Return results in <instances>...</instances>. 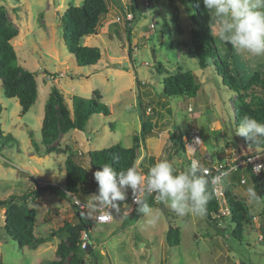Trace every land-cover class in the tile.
<instances>
[{
	"label": "rangeland",
	"instance_id": "1",
	"mask_svg": "<svg viewBox=\"0 0 264 264\" xmlns=\"http://www.w3.org/2000/svg\"><path fill=\"white\" fill-rule=\"evenodd\" d=\"M83 2L0 0V6L7 7L9 18L20 30L12 41L19 61L35 72L39 89L36 103L22 114L18 99L5 96L0 80V130L14 136V140L8 138L0 154V197L23 194L34 187L36 179L41 184L65 185L67 154L39 155L32 142L34 139L43 146L41 129L45 107L55 85L64 93L70 107L73 96L90 98L96 90L110 107L109 116L96 114L84 131L71 130L60 138L61 148L77 152L78 161L89 169L90 151L116 143L125 147L134 145L135 136L142 132V105L150 113L157 135L144 143L141 140L136 162L141 174L140 164L145 157L149 167L153 166L149 158L154 157L155 163L169 162L174 174H178L187 170L193 158L205 166L229 155L233 157L235 149H253L243 143L242 136L235 135L238 127L235 91L225 84L214 61L202 68L192 54L191 31L198 28L200 20L189 0H122L124 10L111 3V11L102 19L98 33L85 40L86 45L100 47L102 51V59L95 66H79L63 35L64 12L69 6H81ZM215 30L214 21L213 35ZM215 41L219 56L237 78L246 82L255 71L264 70V57L244 59L227 42L216 37ZM125 62L128 64L119 67ZM159 64L169 73L178 67L192 71L201 84L198 94L191 98L164 96V75L156 71ZM258 91L264 96L260 88ZM220 119L221 127H217ZM173 142L178 148L170 156ZM189 146L195 148L194 156L187 150ZM231 186L237 201L259 212L263 204L250 205L247 200L246 189L253 187L251 178L247 185L232 181ZM97 189L94 186L86 195L75 194L85 209L76 203L75 207L72 198L62 200L51 192H44L40 199L30 203L37 211L36 235H48L65 221L75 220V213L81 209L84 216L94 220L89 236L86 233L83 236L92 246L90 251H95L96 264H264V245L258 242L256 229L246 224L242 239H238L230 228L219 231L209 223L206 213L180 216L168 204L149 196L147 203L152 215L157 217L153 224L149 222L150 216L137 213V207L128 213L125 205L132 207L131 188L126 189L124 201L116 202L120 210L113 209V222L99 224L96 221L99 211L88 207L90 196ZM162 205L168 209L166 213ZM4 222V210H0V264H48L47 261L59 257V238H52L35 250L21 248L7 234ZM220 224L225 228L226 222ZM170 226L181 229V243L175 247L166 241ZM87 264H92L89 256Z\"/></svg>",
	"mask_w": 264,
	"mask_h": 264
},
{
	"label": "trees",
	"instance_id": "2",
	"mask_svg": "<svg viewBox=\"0 0 264 264\" xmlns=\"http://www.w3.org/2000/svg\"><path fill=\"white\" fill-rule=\"evenodd\" d=\"M189 1L194 6L200 20L198 28L191 31L192 54L198 58L202 68H207L211 61H214L218 72L223 76L225 84L235 91L236 126H239L240 121L246 115L264 124V96L258 91L260 88L264 92V70L255 71L253 76L246 82L237 78V75L232 73V69L219 56L215 37L212 33L214 20L211 13L206 9L202 0ZM111 3L120 9H125L122 0H84L81 6H69L64 12L62 16L64 39L69 52L75 56L79 66H95L102 59L100 47L88 46L85 44V40L98 33L99 27L102 25V19L111 11ZM138 14L139 12H137ZM128 31L130 41V29ZM19 32V28L9 18L7 7L1 5L0 80L5 96L17 98L22 108V114H25L36 103L39 89L35 72L26 69L20 63L17 50L12 43ZM156 71L164 75L162 93L166 97L191 98L195 97L200 90L201 84L197 76L190 70L178 67L174 73H169L162 67V64H159ZM138 82L141 84L140 81ZM102 98L103 96L99 90L94 91L90 98L75 95L72 97V107H70L61 89L56 85L53 86L46 103L41 129V143L43 146L41 148L34 139L32 142L36 148V153L39 155L53 152L67 154L65 185L61 187L53 183L41 184L36 179L34 187L23 194H12L7 198L0 197V210H4L5 217L4 228L21 248L28 247L35 250L52 238L60 239L57 246L59 257L47 261L48 264H87L88 256L92 264H96L95 251L94 249L92 251L87 250L84 247V243H88V241L83 236L84 233L89 236L94 220L84 216L80 209L75 213V220L65 221L58 228H53L48 235L38 236L35 233L37 211L30 206V203L40 199L43 193L48 191L62 200L72 198L76 207L75 200H78V198L74 197L75 194L86 195L92 190V187L96 186L98 188L93 175L95 171L101 170V166L105 163L110 164L116 172L125 171L133 165L136 166L141 140L144 143L147 139L157 135L155 123L150 118V113H147V109H144L142 105V132L140 135L135 136L134 145L125 147L120 143H116L103 149L90 151L91 168L83 166L77 159V152H73L71 148H61L60 138L71 130L84 131L91 117L96 114L109 116L111 114L110 107L102 101ZM31 136H33V132H31ZM8 138L14 140L12 134L5 135L0 130V154L3 152ZM242 140L246 146L254 149H264V142L252 143L244 137ZM177 148L178 145L175 144L170 156ZM182 148L185 149V146ZM147 159L145 157V161L141 162L146 174L151 168L145 164ZM149 159L154 165L155 158L150 157ZM215 164L216 162L211 161V164L207 163L203 168L214 167ZM239 179L240 173H235L231 177V181L238 182ZM251 180L253 187L259 191L260 197L264 198V187L260 183L261 179L252 175ZM208 190L213 193L210 184ZM227 194L232 215L223 219V222H226L225 228L218 221L212 220V213L217 211L219 207L214 194L206 205V218L219 231L230 228L234 237L242 239L245 225L251 221L255 211H252L246 203L236 200L231 185L227 188ZM166 241L171 247L180 245L181 229L170 226L166 232Z\"/></svg>",
	"mask_w": 264,
	"mask_h": 264
},
{
	"label": "clouds",
	"instance_id": "3",
	"mask_svg": "<svg viewBox=\"0 0 264 264\" xmlns=\"http://www.w3.org/2000/svg\"><path fill=\"white\" fill-rule=\"evenodd\" d=\"M216 24L214 36L232 46L234 52L244 59L264 57V0H202ZM235 135L242 136L252 143L264 142V124L251 116H244L235 127ZM197 143L199 140H195ZM193 156L195 148L187 149ZM264 169L256 165L254 172ZM205 169L198 159L193 158L186 171L174 174V169L166 160L155 163L147 176L141 174L135 165L125 171L116 172L110 164H103L101 170L94 172L98 184L97 193L90 196L92 211L107 209L120 210L117 201H124L126 189H132L133 203L139 214L150 216V223H155L156 216L147 199L155 193V199L166 203L180 216L186 214L203 215L206 205L212 198L209 184L214 190L227 185L229 171H221L209 180L203 175ZM250 205L264 204L255 187L246 189ZM127 206L128 213L132 211ZM103 218V217H101Z\"/></svg>",
	"mask_w": 264,
	"mask_h": 264
},
{
	"label": "built area",
	"instance_id": "4",
	"mask_svg": "<svg viewBox=\"0 0 264 264\" xmlns=\"http://www.w3.org/2000/svg\"><path fill=\"white\" fill-rule=\"evenodd\" d=\"M132 16V14L129 15L130 18H132ZM232 153L233 157L229 155L225 159H222V161L218 160L214 167H204L205 171L203 175L207 176L210 180L212 177L218 175L221 171H229L231 169L227 177V185L223 188L216 190L212 188L213 194L219 204L218 210L212 213V220L218 221V223L223 222L224 218H229L232 215V209L227 194V188L231 185V177L235 173H240V179L238 183L241 186L247 185L252 175L261 179V184H263L264 182V169H261L258 173L254 172V168L256 165H264V149L253 148L246 150L244 148H241L233 150ZM140 168L143 170L142 174L146 177L147 174L145 173L142 164H140ZM155 195L156 194L153 193L151 196ZM130 200L132 206L134 207L136 204L133 203L132 189L130 194ZM75 203L79 207L85 209V206L81 203L80 200L76 199ZM109 211L110 214L107 212V209L100 210L96 214V221L104 224H109L113 222V209H110ZM246 224L250 229L257 230L258 242L264 245V204L263 206H261L259 212H255V215L252 217L251 221ZM87 245L88 243L85 242L84 247H86Z\"/></svg>",
	"mask_w": 264,
	"mask_h": 264
},
{
	"label": "water",
	"instance_id": "5",
	"mask_svg": "<svg viewBox=\"0 0 264 264\" xmlns=\"http://www.w3.org/2000/svg\"><path fill=\"white\" fill-rule=\"evenodd\" d=\"M229 46H230V49H233L230 44H229ZM154 59L156 60V56H154ZM127 64H128V62H125L124 64L121 63V64H119V67H122V65H127ZM161 208H162L163 211H165V213L168 211V209H166L163 205L161 206ZM86 248H87V250H91L92 246L90 244H88L86 246Z\"/></svg>",
	"mask_w": 264,
	"mask_h": 264
},
{
	"label": "crops",
	"instance_id": "6",
	"mask_svg": "<svg viewBox=\"0 0 264 264\" xmlns=\"http://www.w3.org/2000/svg\"><path fill=\"white\" fill-rule=\"evenodd\" d=\"M138 9H139V8H137V11H138ZM220 122H221V119H220ZM221 124H222V122H221L217 127H221ZM143 161H145V158H143ZM143 161H142V162H143ZM145 164H146V162H145ZM146 165H147V164H146ZM143 169H144V168H143ZM131 205H132V204H131ZM136 207H137V205H135L134 207L132 206V207H131V208H132V211H133ZM132 211H131V212H132ZM98 223H99V222H98ZM99 224H104V223H99Z\"/></svg>",
	"mask_w": 264,
	"mask_h": 264
}]
</instances>
